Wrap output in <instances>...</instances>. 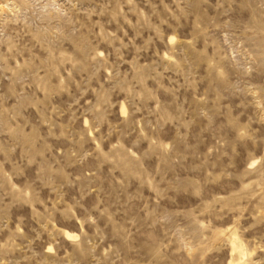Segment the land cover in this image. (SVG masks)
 Wrapping results in <instances>:
<instances>
[{"label": "rangeland", "instance_id": "rangeland-1", "mask_svg": "<svg viewBox=\"0 0 264 264\" xmlns=\"http://www.w3.org/2000/svg\"><path fill=\"white\" fill-rule=\"evenodd\" d=\"M0 264H264V0H0Z\"/></svg>", "mask_w": 264, "mask_h": 264}]
</instances>
